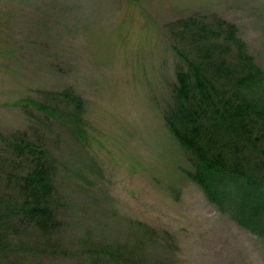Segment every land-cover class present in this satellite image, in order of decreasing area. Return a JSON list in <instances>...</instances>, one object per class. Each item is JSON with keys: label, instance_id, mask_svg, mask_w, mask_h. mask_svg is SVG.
<instances>
[{"label": "rangeland", "instance_id": "obj_1", "mask_svg": "<svg viewBox=\"0 0 264 264\" xmlns=\"http://www.w3.org/2000/svg\"><path fill=\"white\" fill-rule=\"evenodd\" d=\"M192 13L236 27L264 90V0H0V175L28 172L17 136L40 145L54 222L14 217L0 264H264V239L206 199L164 122L167 23ZM67 90L82 137L34 106Z\"/></svg>", "mask_w": 264, "mask_h": 264}, {"label": "trees", "instance_id": "obj_2", "mask_svg": "<svg viewBox=\"0 0 264 264\" xmlns=\"http://www.w3.org/2000/svg\"><path fill=\"white\" fill-rule=\"evenodd\" d=\"M167 24L169 48L177 64L172 102L164 112V122L189 152L193 165L189 177L206 199L264 239L262 72L232 23L192 13ZM34 106L82 137L81 102L69 90L56 94V107L45 103ZM18 137L10 145L18 155L27 157L28 172L1 174L0 183L19 188L20 193L13 195L24 199L19 203L22 198L15 196L13 203L11 195L0 198V229L6 231L11 223L16 227L14 217L25 220V216L47 229L54 222L46 155L36 142ZM5 239L0 234L2 257L9 252Z\"/></svg>", "mask_w": 264, "mask_h": 264}]
</instances>
